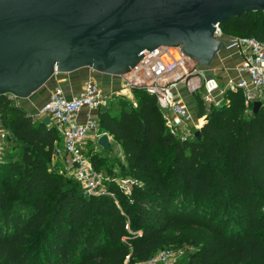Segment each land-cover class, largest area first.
I'll return each mask as SVG.
<instances>
[{"label": "trees", "instance_id": "trees-1", "mask_svg": "<svg viewBox=\"0 0 264 264\" xmlns=\"http://www.w3.org/2000/svg\"><path fill=\"white\" fill-rule=\"evenodd\" d=\"M220 27L264 43V11ZM135 91V108L119 99V113H99L100 130L121 146V167L134 178L127 196L107 184L115 198L87 196L76 181L66 185L47 166L62 140L56 127L0 94V114H12L11 129L25 144L24 171L14 165L15 176L0 182V264L146 262L170 248L173 228L199 246L187 264H264L263 103L242 118L244 94L230 91L227 104L204 118L201 138L182 142L167 132L156 98ZM197 107L204 115L198 97ZM90 158L99 171L102 157L91 152ZM53 191L58 194L50 205L46 195Z\"/></svg>", "mask_w": 264, "mask_h": 264}, {"label": "water", "instance_id": "water-1", "mask_svg": "<svg viewBox=\"0 0 264 264\" xmlns=\"http://www.w3.org/2000/svg\"><path fill=\"white\" fill-rule=\"evenodd\" d=\"M253 11L264 0H0V94L27 99L82 68L123 75L161 46L208 68L222 47L216 25ZM97 143L111 150L107 133Z\"/></svg>", "mask_w": 264, "mask_h": 264}, {"label": "built area", "instance_id": "built-area-1", "mask_svg": "<svg viewBox=\"0 0 264 264\" xmlns=\"http://www.w3.org/2000/svg\"><path fill=\"white\" fill-rule=\"evenodd\" d=\"M215 35L222 42L216 57L231 50H236L241 57L236 74L228 76L224 83L217 76H207V68L185 54L182 46H161L119 75L120 86L112 94L104 93L93 79L84 83L78 95L68 96L59 86L51 91L39 114L43 119L48 117L60 133L62 140L54 149V157L61 158L63 172L79 184L85 195L103 194L111 181L94 168L86 150L89 140L92 148L99 147L98 139L106 133L100 130L99 113L111 108L113 95L127 99L133 91L143 90L154 96L167 132L182 142L196 139L191 105L197 97L205 104L214 101L215 93L223 89L241 91L251 115L254 102H264V43L255 37L228 35L220 25H216ZM6 137L0 130V149ZM133 183L131 177L116 179L118 188L129 194ZM178 257L180 254L175 249L166 248L143 264H171Z\"/></svg>", "mask_w": 264, "mask_h": 264}, {"label": "rangeland", "instance_id": "rangeland-1", "mask_svg": "<svg viewBox=\"0 0 264 264\" xmlns=\"http://www.w3.org/2000/svg\"><path fill=\"white\" fill-rule=\"evenodd\" d=\"M242 34L251 35L250 33H242ZM217 61L219 60L217 59ZM217 61L215 60L212 63V65L206 69L207 76H217L218 75L220 71L219 69H217L218 65H216V63H219ZM83 71H93L95 75L96 73L99 74V72H95L94 70L90 68H86ZM222 88H224V86ZM40 90L41 88L27 99H15L12 96H8V97L13 99V105H18L19 107H21L26 113L32 115V117L36 121H43L42 120L43 117L39 114V110L44 104V102L41 104L39 102H36L35 100ZM228 92L230 91L225 90V89L218 91L217 93H215L214 101L205 102L204 104L205 114L202 116L199 114V110L197 107V99L196 101L195 100L192 101V104H193L192 113L195 118L194 124L197 130H199L200 127H202L204 123V118H206L208 114L210 115L213 111L222 109L227 104ZM123 101L125 102L127 106L135 108L137 104H139V101H140L139 91H133L130 94V98H127L126 100H123ZM28 102L31 104L30 106L26 108L25 107L26 105H24V103H28ZM21 103L23 104L21 105ZM262 103L264 106V102ZM33 107L34 109H29ZM112 113L113 114L119 113V109L112 108ZM240 116L242 118H248L251 116V114L248 113V108L245 105H244V108L241 109L240 111ZM12 118L13 116L11 113H8L6 115L0 114V130H2V132L7 134V137L4 141V147L0 149V182H2L4 175L10 174L11 176H15V174H13L11 171L12 166L16 165L17 167L20 168L21 171H24V168H25V164L23 161V153L25 152V144L22 140L16 137L15 132L11 129ZM113 141L114 142H113V146L111 147V150L101 149V151L96 152L99 154L100 157H102L100 165H99V168H100L99 172L101 173L102 176L111 179V181H109L110 183L112 182L116 184V179H125V178H130V177L132 180H134L132 176L127 175L128 174V172H126L127 169H122L121 165L122 164L125 165L123 151H122L121 146L118 143H116L114 139ZM90 147H91V144L89 143L87 145V150H86V153L88 156L91 154L92 151H94L93 149L89 150ZM159 158L160 157H157L156 159H159ZM58 162L59 161H57V159L53 157L50 161L47 162V166L50 168V170H52L56 174L58 173L57 175L60 174L59 176H62L63 182L66 185L68 186L75 185L74 184L75 180L72 177L67 176L63 172V169L60 167V164ZM166 167L167 165L164 167V169H166ZM109 191L110 190H108L107 188V189H104L102 193H111ZM57 194H58L57 192L53 191L46 195V200L48 201L50 205H53L57 197ZM122 194L124 196L129 195L128 192L126 193L124 191L122 192ZM108 195H111V194H108ZM111 197L115 198V194L112 193ZM169 235H170V239H169L170 245L168 247L175 249L176 253L180 254V257L176 259L177 263L187 264L191 255L197 251L199 246L196 244V242L192 238H189L181 228L171 229L169 231ZM123 264H143V262H139L137 260L126 258Z\"/></svg>", "mask_w": 264, "mask_h": 264}, {"label": "crops", "instance_id": "crops-1", "mask_svg": "<svg viewBox=\"0 0 264 264\" xmlns=\"http://www.w3.org/2000/svg\"><path fill=\"white\" fill-rule=\"evenodd\" d=\"M217 59L219 61H217ZM215 60L217 62H219V63H216V65H218L217 69H219V71H220L218 73L217 77H219L221 82L224 83L226 81V79L228 78V76H233L236 74L235 69L239 65V63L241 61V57L236 50H231V51L222 52L220 55H218V57L215 58ZM84 69H86V68H82V69H79V70L71 72V73L53 75L51 77V79L39 91L38 96L35 98L36 102H39L41 104L43 102L45 103V101L49 98L51 91L57 86L61 87L68 96L78 95L81 93L83 86H84V83L89 79H93L97 83H99L102 86L104 93H106V94H112L113 91H115L119 88L120 78L118 76L108 75V74H103V73H99V74L96 73V75H95V73L93 71H83ZM100 74H102V75H100ZM119 99H124V98H120L117 95L116 96L113 95L111 97V109L112 108L113 109H116V108L119 109V105L117 102ZM124 100H126V99H124ZM22 104L23 103H21V105ZM30 104L31 103H29V102L24 103V105H26L25 106L26 108L28 106H30ZM192 106L193 105H191V110L193 108ZM29 109H34V107L29 108ZM29 112H31V111H29ZM109 139H110V143H111V147H112L113 142H114L113 137L109 135ZM89 143L91 144V140H89L88 144ZM92 149L94 150L92 152H98V151H101V149H103V148L100 146L97 148H92V144H91V147L89 150H92ZM56 159H57V161H59L58 163L60 164V167L63 168V163L61 161V158L57 157Z\"/></svg>", "mask_w": 264, "mask_h": 264}]
</instances>
